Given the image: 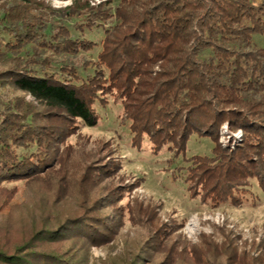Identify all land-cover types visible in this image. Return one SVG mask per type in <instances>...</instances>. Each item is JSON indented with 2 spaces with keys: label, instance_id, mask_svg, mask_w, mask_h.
<instances>
[{
  "label": "trees",
  "instance_id": "obj_1",
  "mask_svg": "<svg viewBox=\"0 0 264 264\" xmlns=\"http://www.w3.org/2000/svg\"><path fill=\"white\" fill-rule=\"evenodd\" d=\"M73 17L80 18L73 24L78 30L103 28L100 51L87 62L93 72L84 79L72 65L61 67L62 78L49 68L55 55L96 47L71 32L66 22ZM255 35L264 36V0H105L94 6L72 0L60 7L0 0V186L42 180L54 187V209L68 200L73 205L42 209L44 219L27 236L10 249L0 246V264H86L88 247L112 241L126 214L143 227L115 264H188L187 255L196 264H264V251H238L229 231L221 243L203 235L190 244L177 232L182 220L163 221L141 201V212L125 206L139 181L109 185L123 176L114 144L104 156L81 144L82 157L72 158L77 181L98 189L92 199L86 190H67L70 167L61 164L59 150L80 123L98 124L95 104L111 97L121 105L119 121L132 148L147 145L153 154L169 151V163L188 162L189 198L211 207L242 205L251 179L264 191V45ZM225 122L243 131L233 148L218 142ZM192 135L212 140L210 154L186 156ZM32 145L33 151H17Z\"/></svg>",
  "mask_w": 264,
  "mask_h": 264
},
{
  "label": "rangeland",
  "instance_id": "obj_2",
  "mask_svg": "<svg viewBox=\"0 0 264 264\" xmlns=\"http://www.w3.org/2000/svg\"><path fill=\"white\" fill-rule=\"evenodd\" d=\"M47 1L55 7L68 4L66 0ZM104 1L88 0L91 6ZM117 1L112 0V5L116 4ZM79 19L73 17L66 22L71 32L74 35L94 40L97 44L93 49L81 51L76 55H55L49 68L60 78L64 73L61 67L68 65H72L81 79L86 78L87 75L93 72V66L87 62L95 60L100 51L99 43L103 38V28L94 26L91 29L78 30L73 27V24ZM254 41L258 45H264V36L255 35ZM9 94L13 95L12 93ZM25 98L30 99L31 97L25 95ZM95 107L100 115L98 124L88 126L80 123L77 133L68 138L66 143L60 145L59 150L65 154V158L61 159V164L70 167L67 171V190L77 194L86 190L90 199L95 197L98 194V189L94 191V184L85 182L83 185V183L77 181L79 176L77 175L78 177L75 178V175H73L72 169L79 170L77 166H74L73 159L78 156L82 157L78 153L80 149L78 146H81V144L82 146L86 144V147L93 150L99 149L96 154L102 156H104V152L114 148L111 145L114 144L117 147L114 156H120L122 160L123 176L120 174V177L117 175L114 179L107 180L109 185H122L134 180L139 181L126 193L122 200L125 206H134L136 210L141 212L144 210L140 206L141 201L142 204L149 203L150 206H153L152 212L157 209L156 212L163 221L170 218H175L177 221L182 220L183 224L177 232L190 244L198 243L203 235H210L216 242L221 243L224 239L222 232L229 231L236 240L238 251H245L254 256L264 251V191L258 187L256 180H250L247 199L242 205H232L229 202H224L217 207H211L201 203L197 198L191 199L183 182L185 166L188 162L177 158L169 163L167 160L171 157L169 151L153 154L147 145L142 150L132 148L128 129L119 121L121 105L114 103L111 97H108L106 105L97 102ZM242 134V129H229L225 122L220 126L218 142L223 147L233 148L242 138ZM79 140L82 143L79 144ZM105 140H107V143H105ZM68 143L75 147H68ZM212 145L213 142L210 138L192 135L187 143L186 156L210 154ZM99 146L101 147L99 148ZM33 150H35L34 145L28 149H17L21 155ZM177 166H181V170H176ZM172 172L177 174L176 179L173 178ZM26 184L25 180H18L6 182L0 186V246L3 248L10 249L13 244L27 236L26 234H29L34 227L38 226L40 220L44 219L42 218L44 215L42 209L55 212L70 208L67 207L69 205L73 206L68 203V200L59 203V210L57 206L54 209V204L50 203L54 187L49 182L41 180L31 186ZM85 186L87 187L84 188ZM90 187L92 189L88 191ZM71 200L75 201V199ZM51 206L53 209H49ZM125 217L123 225L112 241L105 245H91L88 247L86 264H115L114 257L125 252L126 241L140 234L139 231L143 227L142 223L137 220H129L128 214ZM189 256L187 255L186 262L196 264L193 258Z\"/></svg>",
  "mask_w": 264,
  "mask_h": 264
},
{
  "label": "clouds",
  "instance_id": "obj_3",
  "mask_svg": "<svg viewBox=\"0 0 264 264\" xmlns=\"http://www.w3.org/2000/svg\"><path fill=\"white\" fill-rule=\"evenodd\" d=\"M66 2H67L68 4H71L72 0H66Z\"/></svg>",
  "mask_w": 264,
  "mask_h": 264
}]
</instances>
